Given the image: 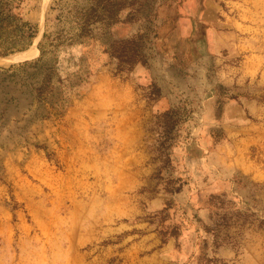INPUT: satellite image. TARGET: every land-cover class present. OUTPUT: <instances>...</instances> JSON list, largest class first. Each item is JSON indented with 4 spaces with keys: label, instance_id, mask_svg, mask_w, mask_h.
Masks as SVG:
<instances>
[{
    "label": "rangeland",
    "instance_id": "1",
    "mask_svg": "<svg viewBox=\"0 0 264 264\" xmlns=\"http://www.w3.org/2000/svg\"><path fill=\"white\" fill-rule=\"evenodd\" d=\"M7 2L13 0H0V7ZM22 2L43 10L24 14L23 7L12 9L36 26L37 35L28 48L0 54V264H133L126 233L111 228L128 218L117 215L112 220V213L147 201L138 192L142 188L120 192V180L132 181V164L121 147L113 148L110 159L114 132L109 115L115 102L110 103L109 84L97 77L131 81L138 65H150L169 45L170 56L176 58L168 65L177 77L183 76L191 70L182 52H187L188 41L170 29L190 26L189 15L218 14L236 30L240 57L261 68L251 81L219 87L218 112L236 98L244 124H264V84L258 81L264 79V0ZM85 26L89 33H83ZM4 38L0 50L18 47ZM135 38L142 61H135ZM210 75L216 76L212 66ZM134 87L137 103L144 100L152 107L160 93L156 83ZM121 95L117 92L118 99ZM195 100L181 94L173 118L160 115L150 121L143 152H127L129 158L147 153L158 163L151 192L164 187L173 193L180 183L176 160L189 151L175 146L176 138L187 133L173 131L174 123L189 117L188 111L198 105ZM255 101L258 109L252 106ZM246 153L264 160L261 144L254 143ZM175 201L171 196L166 204ZM209 201L216 219L210 229L239 255L238 260L230 255L227 264H264V178L237 174L228 192Z\"/></svg>",
    "mask_w": 264,
    "mask_h": 264
},
{
    "label": "crops",
    "instance_id": "2",
    "mask_svg": "<svg viewBox=\"0 0 264 264\" xmlns=\"http://www.w3.org/2000/svg\"><path fill=\"white\" fill-rule=\"evenodd\" d=\"M27 5L28 2H22L24 14H42V6ZM218 16L189 15L190 26L170 29V33L187 38L188 50L182 52L185 59H190L191 70L186 71L189 73L177 77L171 71L168 62L176 57L170 56L171 45H167L165 50H160L163 56L159 51L150 65H138L131 81L122 82L113 75L97 77L109 84V98L114 99L110 103L115 102L109 115L110 132H114L109 143L110 159L113 148L121 147L126 152L125 161L132 164V181L120 180V192L128 194L129 187L142 188L138 192L147 201L143 206L131 205L112 213V220L117 215L128 218L124 224L111 228L114 232L126 233L133 264H227L230 255L231 259H239L238 253L230 251L210 229L216 219L215 207L209 198L228 192L230 179L237 174L264 178V160L246 153L254 143L264 146V124H244V112L236 98L228 101L220 112L216 100L221 97V85L233 87L251 81L254 76L258 77L261 68L254 61L240 57L236 30L227 26L228 19L223 21ZM211 66L216 69V76L210 75ZM144 81L156 83L160 92L152 107H146L148 103L144 100L141 104L136 101L134 84ZM258 81L264 84V79ZM117 92L122 94L119 99ZM181 94L193 95L198 105L173 129L187 133L175 141L176 147L189 151L176 160L180 183L173 193L164 187L151 192L149 187L154 186L152 175L158 163L147 153H136L129 158L127 152L138 148L143 152L148 143L150 121L165 113L175 114V104ZM257 104L255 101L252 106L258 109ZM70 115H76L75 109L70 110ZM135 164L142 165L134 167ZM144 186L147 188L143 189ZM171 196L176 201L167 206L166 199ZM161 228L166 231L164 242Z\"/></svg>",
    "mask_w": 264,
    "mask_h": 264
},
{
    "label": "trees",
    "instance_id": "3",
    "mask_svg": "<svg viewBox=\"0 0 264 264\" xmlns=\"http://www.w3.org/2000/svg\"><path fill=\"white\" fill-rule=\"evenodd\" d=\"M22 0H16L13 3L7 2L5 5L0 7V38L3 36H6L4 40L8 41L11 40L13 43L18 45L17 48H4L0 50L1 55H7L9 53H12L16 50H23L28 48L33 43V39L37 35V29L36 26L29 20H26L25 17L22 14H14L12 12V9L18 8L22 9ZM89 23H87L88 25ZM86 27H82L84 30L83 33H89L88 30H86ZM139 37V36H138ZM137 37V38H138ZM137 38L131 41L133 44V52L134 55H137L135 58V61L143 60L142 56L139 52V45L137 43ZM3 40V41H4ZM39 48L41 50V53L43 54V48L41 43H39ZM139 52V56H138ZM141 56V57H140ZM171 113H165L164 116L167 118H173L175 115L173 113V116ZM175 122V121H174ZM176 123V122H175ZM174 123V125H175Z\"/></svg>",
    "mask_w": 264,
    "mask_h": 264
},
{
    "label": "bare ground",
    "instance_id": "4",
    "mask_svg": "<svg viewBox=\"0 0 264 264\" xmlns=\"http://www.w3.org/2000/svg\"><path fill=\"white\" fill-rule=\"evenodd\" d=\"M37 51H38V49H37ZM29 52V51H28ZM25 54H27V52H25ZM14 57V56H13ZM13 57H12V59H13ZM18 57V56H17ZM10 58V57H9ZM14 60V59H13ZM16 60V59H15Z\"/></svg>",
    "mask_w": 264,
    "mask_h": 264
}]
</instances>
